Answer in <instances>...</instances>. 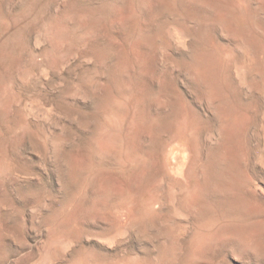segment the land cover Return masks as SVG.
<instances>
[{
  "label": "rangeland",
  "instance_id": "374dc122",
  "mask_svg": "<svg viewBox=\"0 0 264 264\" xmlns=\"http://www.w3.org/2000/svg\"><path fill=\"white\" fill-rule=\"evenodd\" d=\"M0 264H264V0H0Z\"/></svg>",
  "mask_w": 264,
  "mask_h": 264
},
{
  "label": "bare ground",
  "instance_id": "6f19581e",
  "mask_svg": "<svg viewBox=\"0 0 264 264\" xmlns=\"http://www.w3.org/2000/svg\"><path fill=\"white\" fill-rule=\"evenodd\" d=\"M263 7V6H262ZM223 15V14H222ZM230 15V14H229ZM221 16V15H220ZM231 16V15H230ZM221 18V17H220ZM224 18V17H223ZM230 18V17H229ZM175 37L178 39V42L179 43H181V44H184L185 43V41H186V36L185 35H183V34H175ZM245 72H246V70H245V68H241V69H239L238 70V74H239V76L242 78V76H243V78H245ZM242 80V79H241ZM245 82V81H244ZM101 147V146H100ZM130 148H132V147H130ZM134 149V148H133ZM133 151V150H132ZM101 152V151H100ZM175 153V152H174ZM132 155V154H131ZM189 158V157H188ZM192 165H194V164H192ZM195 166V165H194ZM193 167V166H192ZM191 167V168H192ZM193 169V168H192ZM215 171V170H214ZM235 171V170H234ZM201 173V172H200ZM230 183V182H229ZM231 184V183H230ZM229 191H230V189H229ZM230 193V192H229ZM231 194V193H230ZM236 194V193H235ZM239 194V193H238ZM228 195V194H227ZM238 208V207H237Z\"/></svg>",
  "mask_w": 264,
  "mask_h": 264
}]
</instances>
